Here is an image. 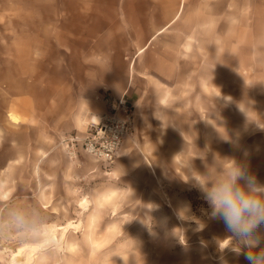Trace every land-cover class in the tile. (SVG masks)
I'll return each mask as SVG.
<instances>
[{"label": "rangeland", "instance_id": "obj_1", "mask_svg": "<svg viewBox=\"0 0 264 264\" xmlns=\"http://www.w3.org/2000/svg\"><path fill=\"white\" fill-rule=\"evenodd\" d=\"M53 17L45 2L0 0V128L21 64L20 27ZM223 48L200 47V59L214 51L225 73ZM197 86V78L144 79L137 102L130 89L131 129L108 165L64 141L90 122L62 140L67 157L28 173L19 163L4 172L20 149L0 141V264H248L198 181L215 182L233 159L264 183V78L205 76ZM12 129L8 137L19 138Z\"/></svg>", "mask_w": 264, "mask_h": 264}, {"label": "crops", "instance_id": "obj_2", "mask_svg": "<svg viewBox=\"0 0 264 264\" xmlns=\"http://www.w3.org/2000/svg\"><path fill=\"white\" fill-rule=\"evenodd\" d=\"M41 2L54 6V17L50 25L20 27L21 64L0 128V141L15 143L20 155L6 158L4 172L10 163L28 173L67 157L62 140L113 110L130 89L137 102L144 79L197 78L200 88L205 76L264 78V0ZM200 30L214 36L200 37ZM210 45L227 47L225 73L214 51L200 59V47ZM12 127L19 138L8 137L17 134Z\"/></svg>", "mask_w": 264, "mask_h": 264}, {"label": "clouds", "instance_id": "obj_3", "mask_svg": "<svg viewBox=\"0 0 264 264\" xmlns=\"http://www.w3.org/2000/svg\"><path fill=\"white\" fill-rule=\"evenodd\" d=\"M198 186L211 209V216L221 220L238 243L247 251L248 264H264V183L236 160L213 183Z\"/></svg>", "mask_w": 264, "mask_h": 264}, {"label": "built area", "instance_id": "obj_4", "mask_svg": "<svg viewBox=\"0 0 264 264\" xmlns=\"http://www.w3.org/2000/svg\"><path fill=\"white\" fill-rule=\"evenodd\" d=\"M118 110L122 114H119ZM130 116L126 100L120 98L113 102V110L104 113L97 121H90L84 136L75 134L64 141L68 146L80 141L85 153L108 165L117 157L123 140L131 129Z\"/></svg>", "mask_w": 264, "mask_h": 264}]
</instances>
